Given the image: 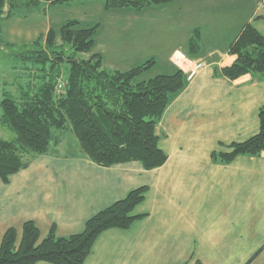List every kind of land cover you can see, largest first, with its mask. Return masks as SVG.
Returning <instances> with one entry per match:
<instances>
[{"label": "crops", "instance_id": "0c3cea01", "mask_svg": "<svg viewBox=\"0 0 264 264\" xmlns=\"http://www.w3.org/2000/svg\"><path fill=\"white\" fill-rule=\"evenodd\" d=\"M39 1L32 9L23 7L26 14L2 21L5 41L30 42L68 20L98 24L93 52L102 55L105 69L127 70L153 57L142 78L181 69L188 81L156 125L167 154L161 166H100L66 130L49 153L34 156L8 182L0 178V243L11 227L19 241L27 220L37 225L40 239L52 227L57 236L78 233L89 217L146 186L133 211L144 216L127 229L101 232L85 264H264V151L227 164L211 158L212 151L258 131L264 74L229 79L214 69L233 63L236 56L227 47L245 25L264 35V0H174L140 11L105 9L100 0ZM196 29L200 48L190 54ZM177 51L186 55L185 66L172 60ZM66 132L76 140L73 150Z\"/></svg>", "mask_w": 264, "mask_h": 264}, {"label": "trees", "instance_id": "16d2710c", "mask_svg": "<svg viewBox=\"0 0 264 264\" xmlns=\"http://www.w3.org/2000/svg\"><path fill=\"white\" fill-rule=\"evenodd\" d=\"M41 1L69 4L75 0ZM100 1L105 9L140 11L174 0ZM39 5V0H0V46L19 48L12 55L22 63L25 74V81L16 85L17 94L4 88L0 100V127L6 126L15 133L12 139L0 137L2 181L8 182L12 174L26 168L34 156L49 153L66 130L73 131L84 155L100 166L139 161L144 168L152 169L164 164L167 154L159 146L156 125L171 98L186 86L187 74L178 69L172 74L142 78L155 64L153 57L127 70H107L102 55L93 52L98 24L80 26L77 20H68L57 31L51 28L30 42L5 41L2 21L26 14L21 11L25 6L32 9ZM66 47L71 50L69 54L65 53ZM188 47L190 54L199 51L198 29L191 35ZM227 52L235 55V60L220 71L215 68V74L229 79L264 74V35L252 25L244 26ZM81 53L87 56L80 57ZM63 63H68L66 77ZM258 121L255 134L212 151V160L227 164L240 155H260L264 151V104L258 110ZM146 191V186L132 189L124 198L89 217L80 232L67 236H57L52 227L40 239L37 225L27 220L18 241L16 229L8 228L0 243V264H85L101 232L127 229L144 216L133 211L144 200Z\"/></svg>", "mask_w": 264, "mask_h": 264}, {"label": "rangeland", "instance_id": "374dc122", "mask_svg": "<svg viewBox=\"0 0 264 264\" xmlns=\"http://www.w3.org/2000/svg\"><path fill=\"white\" fill-rule=\"evenodd\" d=\"M80 26H87L84 23H81ZM60 43V42H59ZM16 51H19V48H6L4 46H0V100L2 98V91L3 89H8L12 93L17 94L18 86H16L19 82H24L25 77L23 74L22 69V63L19 61H16L13 57ZM70 49L68 47L65 48V53L69 54ZM174 55V54H173ZM172 55V60L173 59ZM80 57H86V53L79 54ZM62 69L64 71V77H66L68 70V63L62 64ZM158 66L153 68L151 71L152 74H155L158 72ZM23 75V76H22ZM155 76V75H154ZM0 137L4 139H12L15 137V133L11 130H9L6 126L0 127ZM66 139L69 143L70 150L75 149L74 147V141L76 143V140L72 134V132H66Z\"/></svg>", "mask_w": 264, "mask_h": 264}, {"label": "built area", "instance_id": "2783aa9c", "mask_svg": "<svg viewBox=\"0 0 264 264\" xmlns=\"http://www.w3.org/2000/svg\"><path fill=\"white\" fill-rule=\"evenodd\" d=\"M173 59H174V62L177 64H180L181 67L185 66V64L187 62L186 55H184V53H182L180 51H177L174 53ZM61 87H62V84H59L58 89H60Z\"/></svg>", "mask_w": 264, "mask_h": 264}]
</instances>
